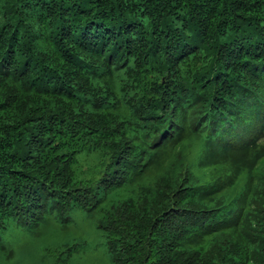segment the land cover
I'll return each instance as SVG.
<instances>
[{"label":"trees","instance_id":"obj_1","mask_svg":"<svg viewBox=\"0 0 264 264\" xmlns=\"http://www.w3.org/2000/svg\"><path fill=\"white\" fill-rule=\"evenodd\" d=\"M257 88L264 0H0V256L78 209L112 264H264Z\"/></svg>","mask_w":264,"mask_h":264},{"label":"rangeland","instance_id":"obj_2","mask_svg":"<svg viewBox=\"0 0 264 264\" xmlns=\"http://www.w3.org/2000/svg\"><path fill=\"white\" fill-rule=\"evenodd\" d=\"M256 95L264 97V90L257 88ZM251 106V105H248ZM245 111H252V106L245 108ZM237 128V126H235ZM16 256L7 261L0 256V264H24L31 254L36 257L42 253L40 247L44 244L62 243L75 240L77 237L84 238L85 244L72 257V264H112L108 250L104 245V236L95 228L94 223L88 219L80 210L74 211L69 233L46 232L35 239L28 229L22 226H15L12 230Z\"/></svg>","mask_w":264,"mask_h":264}]
</instances>
